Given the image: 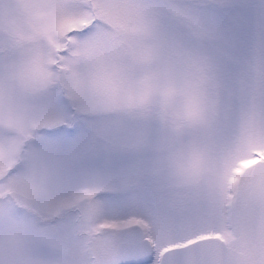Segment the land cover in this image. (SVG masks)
Here are the masks:
<instances>
[{
	"label": "rangeland",
	"instance_id": "374dc122",
	"mask_svg": "<svg viewBox=\"0 0 264 264\" xmlns=\"http://www.w3.org/2000/svg\"><path fill=\"white\" fill-rule=\"evenodd\" d=\"M259 158L264 0H0V264L210 235L264 264Z\"/></svg>",
	"mask_w": 264,
	"mask_h": 264
},
{
	"label": "water",
	"instance_id": "95a60500",
	"mask_svg": "<svg viewBox=\"0 0 264 264\" xmlns=\"http://www.w3.org/2000/svg\"><path fill=\"white\" fill-rule=\"evenodd\" d=\"M58 55V50L56 51ZM250 199L259 212L264 246V159L257 160L250 174ZM152 244L148 238L121 241L112 256L113 264H140L149 260ZM161 264H240L238 256L219 236H207L166 249Z\"/></svg>",
	"mask_w": 264,
	"mask_h": 264
},
{
	"label": "flooded vegetation",
	"instance_id": "af4514ba",
	"mask_svg": "<svg viewBox=\"0 0 264 264\" xmlns=\"http://www.w3.org/2000/svg\"><path fill=\"white\" fill-rule=\"evenodd\" d=\"M14 204H15L16 206H18V207H19V206H22V205H19V203H16V202H15ZM61 262H62V260H61Z\"/></svg>",
	"mask_w": 264,
	"mask_h": 264
}]
</instances>
